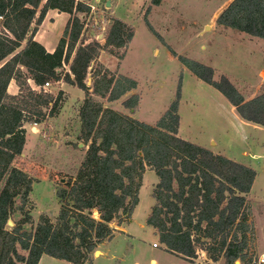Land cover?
Instances as JSON below:
<instances>
[{"label": "trees", "instance_id": "obj_1", "mask_svg": "<svg viewBox=\"0 0 264 264\" xmlns=\"http://www.w3.org/2000/svg\"><path fill=\"white\" fill-rule=\"evenodd\" d=\"M162 2L151 0V5ZM49 10L70 15L53 52L35 39ZM90 11L84 0H0V264H39L44 255L92 264L99 246L113 238L112 224L131 219L147 169L159 178L147 225L163 250L193 263L200 249L214 262L223 258V264H253L255 257H247L254 228L246 196L256 169L179 136L181 84L153 125L106 107L105 101L120 100L138 82L97 62L88 87L89 69L103 51L122 59L134 29L109 18L112 25L104 44L87 40L83 33ZM144 19L159 37L148 17ZM216 23L264 39V0H232ZM171 52L221 92L241 120L264 128V91L247 99L228 77L216 81L212 67ZM66 64L70 72L63 74ZM12 81L19 88L16 95L8 92ZM61 82L85 93L78 138L87 149L76 175L57 190L61 207L56 219L42 214L34 226V180L15 162L25 151V123H42L60 111L63 91L55 96L45 84ZM122 105L136 110L140 96L134 94ZM17 214L22 219L10 228L8 221ZM26 225L34 227L28 231Z\"/></svg>", "mask_w": 264, "mask_h": 264}, {"label": "rangeland", "instance_id": "obj_2", "mask_svg": "<svg viewBox=\"0 0 264 264\" xmlns=\"http://www.w3.org/2000/svg\"><path fill=\"white\" fill-rule=\"evenodd\" d=\"M84 1L96 8H91L86 19L85 39L96 38L104 44L112 25L110 19L119 18L134 29V38L122 59L103 51L92 63L94 68L98 62L113 74L126 75L138 82V88L120 100L105 101L106 107L153 125L169 109L181 84L179 136L256 169L255 183L246 196L254 228L247 257L256 258L264 251V131L240 120L228 99L195 76L171 50L212 67L216 81L228 77L250 99L264 91V39L216 23L232 0H163L160 6H152L151 0ZM146 16L159 37L149 30ZM69 18L67 13L49 10L36 40L54 51ZM117 52L123 54L122 50ZM62 72H70L68 64ZM47 89L55 96L63 91L61 109L42 123H25V151L15 162L16 167L34 180L31 194L35 206L31 211L34 226L42 214L56 219L61 207L57 190L66 187V182L76 175L87 149L78 138L81 132L78 113L85 93L68 83L63 87L52 83ZM14 90L12 86L10 91ZM134 94L140 96L139 107L125 109L122 102ZM158 181L157 174L147 169L131 219L121 225L118 221L112 224L116 232L111 240L101 244L92 264H151L152 259L158 264L224 263L223 258L212 261L200 249L194 263L162 249L154 229L147 225L156 205L153 191ZM21 219L17 214L12 220L14 226ZM34 226L26 225V229L31 231ZM154 243L159 247H154ZM39 264L72 263L44 255Z\"/></svg>", "mask_w": 264, "mask_h": 264}, {"label": "crops", "instance_id": "obj_3", "mask_svg": "<svg viewBox=\"0 0 264 264\" xmlns=\"http://www.w3.org/2000/svg\"><path fill=\"white\" fill-rule=\"evenodd\" d=\"M36 36H37V34H36ZM36 36H35V39H36ZM44 47L46 48V46L44 45ZM47 49V48H46ZM47 51L48 52H53V51H50V50H48L47 49ZM29 83H30V85L33 87V88H35V85H34V83H33V81L32 80H29ZM61 84V87H63V85L65 84L64 82H61L60 83ZM12 86H14L15 87V90L13 91V92H11L10 91V88H12ZM18 91H19V88H18V86H17V84L15 83V81H12L11 83H10V85H9V88H8V92H9V94H11V95H16V94H18ZM235 109V108H234ZM236 114V113H235ZM237 115V114H236ZM238 117V116H237ZM239 118V117H238ZM240 119V118H239ZM241 120V119H240ZM248 124V123H247ZM248 125H251V126H256V125H252V124H248ZM257 127H259V126H257ZM260 129L262 130V131H264V128H262V127H260ZM211 150V149H210ZM215 153V152H214ZM239 157V156H238ZM120 232H123L122 230H120ZM101 246V245H100ZM99 246V247H100ZM101 254L103 255V251H101ZM183 258V257H182ZM151 264H158L154 259H152L151 260ZM209 264V263H208ZM211 264V263H210Z\"/></svg>", "mask_w": 264, "mask_h": 264}, {"label": "built area", "instance_id": "obj_4", "mask_svg": "<svg viewBox=\"0 0 264 264\" xmlns=\"http://www.w3.org/2000/svg\"><path fill=\"white\" fill-rule=\"evenodd\" d=\"M90 7L92 8V10H95V9H96L95 6H93V5H90ZM48 86H50V83H46V84H45V87H48ZM252 158H253V159H256L255 156H252ZM263 165H264V161H263ZM153 246H154V247H159V245L156 244V243H154ZM253 264H264V251L261 252V253H260V254L254 259Z\"/></svg>", "mask_w": 264, "mask_h": 264}, {"label": "water", "instance_id": "obj_5", "mask_svg": "<svg viewBox=\"0 0 264 264\" xmlns=\"http://www.w3.org/2000/svg\"><path fill=\"white\" fill-rule=\"evenodd\" d=\"M107 6H110V2H108V4H107ZM102 38V36H99V39H101ZM93 64H94V62H93ZM92 64V65H93ZM92 65H91V67H90V69H89V76H88V81H87V86L88 87H90L91 85H92V77H91V70H92ZM82 145V144H81ZM83 146V145H82ZM95 214H97V212H95ZM8 226L10 227V228H12V227H14V223H13V221L10 219L9 221H8ZM95 254H97V252H95Z\"/></svg>", "mask_w": 264, "mask_h": 264}]
</instances>
